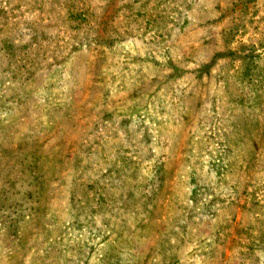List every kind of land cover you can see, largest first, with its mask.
Returning <instances> with one entry per match:
<instances>
[{
	"label": "rangeland",
	"instance_id": "374dc122",
	"mask_svg": "<svg viewBox=\"0 0 264 264\" xmlns=\"http://www.w3.org/2000/svg\"><path fill=\"white\" fill-rule=\"evenodd\" d=\"M0 264H264V0H0Z\"/></svg>",
	"mask_w": 264,
	"mask_h": 264
}]
</instances>
